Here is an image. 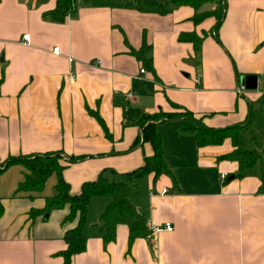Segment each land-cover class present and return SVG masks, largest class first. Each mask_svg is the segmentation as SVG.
<instances>
[{
    "label": "crops",
    "instance_id": "crops-1",
    "mask_svg": "<svg viewBox=\"0 0 264 264\" xmlns=\"http://www.w3.org/2000/svg\"><path fill=\"white\" fill-rule=\"evenodd\" d=\"M222 4L220 23L216 15L193 19L217 11V2L160 14L137 9L136 0L83 6L59 23L45 18L57 0L0 1L2 161L60 153L63 177L71 193L80 194L102 173L111 178L143 166L154 148L144 141L140 121L176 110L172 103L212 129L242 125L253 111L257 142L248 131L241 141L262 155L261 163L236 177L238 162L221 158L234 149L230 138L199 146L188 130L192 122L159 124L171 174L145 176L133 203L149 226L171 223L173 231L150 229L131 244L129 226L119 224L115 240L106 241L100 216L110 198L93 197L86 249L70 262L63 254L65 235L78 227L79 216L67 219L69 204L43 213L57 194L58 175L40 193L18 192L26 170L11 165L0 175V264H264V0ZM190 32L203 37L199 54L180 39ZM144 41L152 46L146 62L131 52ZM249 76L255 89L243 81ZM73 157L81 159L70 163Z\"/></svg>",
    "mask_w": 264,
    "mask_h": 264
},
{
    "label": "trees",
    "instance_id": "trees-1",
    "mask_svg": "<svg viewBox=\"0 0 264 264\" xmlns=\"http://www.w3.org/2000/svg\"><path fill=\"white\" fill-rule=\"evenodd\" d=\"M1 1V0H0ZM115 0H57V6L54 10L45 14V18L54 22L63 23L68 18L74 17L78 10L83 6H108ZM119 1V0H118ZM137 9L145 12H156L166 14L171 8L189 5L199 9L204 3L213 1L219 4L217 11L213 13L195 14L194 21L201 22L211 15H216L220 20L223 16L222 1L224 0H136ZM181 41L191 42L195 46L197 54L201 51L203 37L195 32L183 33ZM152 46L144 41L139 50L133 49L131 52L138 59L146 62L147 56L151 53ZM176 109L172 112L159 111L155 114H145L140 121L144 126L142 135L144 141H149L154 148V155L146 157L145 164L131 172L123 174L111 173L112 177L105 176L102 173L96 181L85 182L80 194L73 195L71 186L63 177L65 165L62 164L63 158L60 153H50L44 156L30 155L20 157H10L2 161L0 159V175L8 167L15 164H21L25 168L24 180L19 184L18 192H42L49 177L56 173L58 182L56 184L57 194L47 199L45 211L48 213L56 207H64L69 204L71 212L67 219H75L79 216V225L77 228L68 231L65 235L67 249L63 252L67 262L71 261L73 255L83 252L86 249L87 237L84 234V227L88 221V208L93 197H109L110 202L100 216L104 229V238L106 241H113L116 238V229L119 224L129 226L130 243L137 238H147L150 233L149 219L145 211L138 209L133 203V197L139 188L142 179L150 173L160 175L162 173L171 174V170L166 163L167 152L163 148L162 135L158 132L159 124L168 121H177L184 118L194 124L188 128L197 137L199 146L218 145L226 138H230L234 146L233 151L221 157L222 159L237 161L239 171L236 177H244L256 164L262 162V155L258 149H250L243 145L241 141V132L248 131L254 142H257L256 135L252 131L253 111L249 114L247 121L242 125H234L224 129H212L205 126L201 121L194 117V114L188 109L177 103H172ZM145 120V121H144ZM146 124V126H145ZM81 158L73 157L68 161L76 162ZM264 181V172L262 174ZM4 211L0 198V217Z\"/></svg>",
    "mask_w": 264,
    "mask_h": 264
},
{
    "label": "built area",
    "instance_id": "built-area-1",
    "mask_svg": "<svg viewBox=\"0 0 264 264\" xmlns=\"http://www.w3.org/2000/svg\"><path fill=\"white\" fill-rule=\"evenodd\" d=\"M23 40H24L25 43H29V42H30V36H29V34H25V35L23 36ZM53 51H54V53H55L56 55H61V51H60V48H59V47H55ZM69 61H70V62H73V59L69 57ZM141 72H142V73H145V69H142ZM70 77H71L73 80H75V79H76V74L71 72ZM244 89H245V86H240V87H238V88H237V93H238V94H242L243 91H244ZM222 176H223V178H226V175H225V174L222 175ZM166 192H167V190H164V191H163V193H166ZM150 229H151V232H153V233H157V232H159V231H161V230H164V229L167 230V231H173L174 228H173V226H172L171 223H166L165 226H164V228L159 227V226H156V225H151V226H150Z\"/></svg>",
    "mask_w": 264,
    "mask_h": 264
},
{
    "label": "water",
    "instance_id": "water-1",
    "mask_svg": "<svg viewBox=\"0 0 264 264\" xmlns=\"http://www.w3.org/2000/svg\"><path fill=\"white\" fill-rule=\"evenodd\" d=\"M243 81H244V83L246 84V87L248 88V89H255V87H256V82H255V78H254V76H249V77H245L244 79H243Z\"/></svg>",
    "mask_w": 264,
    "mask_h": 264
},
{
    "label": "rangeland",
    "instance_id": "rangeland-1",
    "mask_svg": "<svg viewBox=\"0 0 264 264\" xmlns=\"http://www.w3.org/2000/svg\"><path fill=\"white\" fill-rule=\"evenodd\" d=\"M207 6H210V4H207ZM245 138H247V135H246V137ZM257 149V148H256ZM259 152H260V150H259Z\"/></svg>",
    "mask_w": 264,
    "mask_h": 264
}]
</instances>
